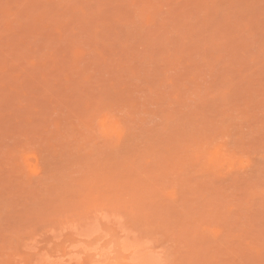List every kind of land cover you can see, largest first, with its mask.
<instances>
[{
	"label": "rangeland",
	"instance_id": "rangeland-1",
	"mask_svg": "<svg viewBox=\"0 0 264 264\" xmlns=\"http://www.w3.org/2000/svg\"><path fill=\"white\" fill-rule=\"evenodd\" d=\"M0 264H264V0H0Z\"/></svg>",
	"mask_w": 264,
	"mask_h": 264
},
{
	"label": "bare ground",
	"instance_id": "bare-ground-1",
	"mask_svg": "<svg viewBox=\"0 0 264 264\" xmlns=\"http://www.w3.org/2000/svg\"><path fill=\"white\" fill-rule=\"evenodd\" d=\"M110 239H111V238H110ZM107 242H108V241H107ZM113 243L115 244V243H117V242H116V241H115V242L113 241ZM105 244H106V243H105ZM105 244H104V245H105ZM109 244L111 245V242H110ZM117 244H118V243H117ZM120 246H121V245H120ZM107 247H108V246H107ZM114 247H115V246H113V248H114ZM90 248H91V247H90ZM92 248H93V247H92ZM94 248H95V247H94ZM117 248H119V247H117ZM107 249H108V248H107ZM111 249H112V248H111ZM114 249H115V248H114ZM114 249H113V251H114ZM115 250H116V249H115ZM95 251H96V250H95ZM120 251H121V250H120ZM120 251H119V252H120ZM92 252H93V251H92ZM99 252H100V251H99ZM116 252H117V251H116ZM119 252H118V253H119ZM121 254H122V253H121ZM119 255H120V253H119ZM122 255H123V254H122ZM122 257H123V256H122ZM118 258H120V257L118 256ZM115 259H116V258H115Z\"/></svg>",
	"mask_w": 264,
	"mask_h": 264
}]
</instances>
